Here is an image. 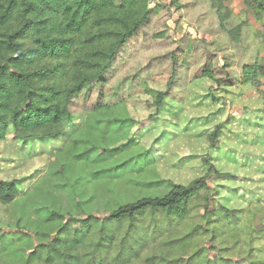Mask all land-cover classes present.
Returning <instances> with one entry per match:
<instances>
[{
    "label": "rangeland",
    "instance_id": "obj_1",
    "mask_svg": "<svg viewBox=\"0 0 264 264\" xmlns=\"http://www.w3.org/2000/svg\"><path fill=\"white\" fill-rule=\"evenodd\" d=\"M256 1L264 9V0H179L182 9L149 1L150 8H169L156 11L167 38L189 37V60L199 64L207 50L235 85L188 82L182 69L155 116L136 85L125 106L77 113L50 140L23 141L8 128L0 183L15 182L18 196L0 204V233L36 239L40 254L30 264H65L47 247L57 235L73 244L88 218L102 223L122 206L203 179L206 189L181 219L157 213L105 228L111 239L100 247L98 231L89 232L71 252L77 264H264V12ZM131 52L112 76L117 84L157 55ZM244 66L256 74L242 83ZM167 69L152 68L147 85L163 91L165 83L152 77ZM8 254L1 250L0 264H18Z\"/></svg>",
    "mask_w": 264,
    "mask_h": 264
},
{
    "label": "trees",
    "instance_id": "obj_2",
    "mask_svg": "<svg viewBox=\"0 0 264 264\" xmlns=\"http://www.w3.org/2000/svg\"><path fill=\"white\" fill-rule=\"evenodd\" d=\"M149 1L0 0V140L9 127L23 141L55 138L77 113L99 114L125 106L136 85L151 98L149 108L155 116L172 95L182 69L188 82L210 78L218 86L235 85L232 76L212 63L207 50H203L204 61L201 58L199 64L189 60L195 52L189 37L176 42L167 38L165 29L158 28L156 11L157 7L164 11L169 8L158 3L156 8H150ZM179 3L171 0L172 6L182 9L183 4ZM261 7L263 13L259 4ZM140 49L157 55L150 56L132 77L125 76L117 84L112 76L120 60L130 57L134 53L131 50ZM165 65H168L165 74L156 73L152 77L164 82L165 89L150 88L145 82L149 71ZM255 74L252 66H244L241 82ZM204 189L205 180H198L170 190L163 198H144L122 206L102 223L97 218H88L81 222L83 230L73 232L78 240L71 244L57 235L47 247V255L54 251L65 264H77L71 252L87 233L98 231L97 247H100L111 239L103 232L105 228L120 227L123 223L133 226L138 217L157 213L170 222L172 217L181 219L187 203ZM17 196L15 182L0 183L1 205L8 206ZM152 227L155 229L156 224ZM33 240L0 233L1 250L18 264H30L40 254L33 247Z\"/></svg>",
    "mask_w": 264,
    "mask_h": 264
}]
</instances>
